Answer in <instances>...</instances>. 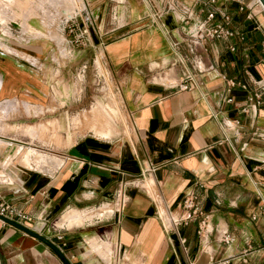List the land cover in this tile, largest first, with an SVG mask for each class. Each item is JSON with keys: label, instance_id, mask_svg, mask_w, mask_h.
Instances as JSON below:
<instances>
[{"label": "crops", "instance_id": "crops-1", "mask_svg": "<svg viewBox=\"0 0 264 264\" xmlns=\"http://www.w3.org/2000/svg\"><path fill=\"white\" fill-rule=\"evenodd\" d=\"M252 1L246 13L233 0H215L212 5L231 14L236 34L201 40L193 58L206 67L192 70L191 87L180 88L186 64L171 41H181L187 53L190 33L208 9L203 0H0V126L31 138V145L16 143L23 147L18 156L4 155L18 139L13 129L0 131V204L28 215L19 221L57 244L71 264H264V23L252 19ZM83 7L105 24L89 37L102 48L131 128L118 134L119 102L110 90L107 102L73 115L71 126L84 119L92 133L74 140L68 133L57 154L48 149L62 142L59 120L12 124L55 108L45 105L47 42L59 44L60 56L69 51L50 23ZM187 8L191 18H179ZM33 17L45 29L34 26ZM101 57H94L99 71ZM75 90L80 93L78 82ZM251 92L259 93V102L248 100ZM48 123L54 125L46 136ZM36 138L48 149L35 145ZM28 149L41 159L27 163ZM189 191L204 195L212 228L205 239L196 221L165 228L158 214L183 215L179 203ZM95 209L102 210L86 221L83 211ZM68 210L81 217L63 221ZM65 222L70 227L59 226ZM225 230L233 236L229 242L219 240ZM0 264L65 263L46 243L0 218Z\"/></svg>", "mask_w": 264, "mask_h": 264}, {"label": "rangeland", "instance_id": "rangeland-1", "mask_svg": "<svg viewBox=\"0 0 264 264\" xmlns=\"http://www.w3.org/2000/svg\"><path fill=\"white\" fill-rule=\"evenodd\" d=\"M233 1L238 4L236 7L238 10L246 13L250 11V8L246 7V4L249 0H241L240 2L237 0ZM163 2L162 6L164 4ZM252 2L253 7H251L254 8V11L256 12L252 19H255V23H264L262 9L259 7L258 2ZM114 4H116V0ZM240 5H243L242 9L239 8ZM85 14L86 9L85 7H83L80 10L77 9V11L69 18H65L62 15L61 17H58L55 21L50 23V26L53 30L63 35L64 40L62 42V45L66 47L69 51V55L65 57L60 56L58 51L59 44L55 40L47 42L49 46V53L45 59V70H47L46 73L48 86L46 88V91L48 101L45 103V105L55 108L53 110H45L43 113L32 117L31 122H16V124H12L23 126L27 124H38L40 122L46 123L49 120L50 122L52 121L54 123H57V120H59L61 127L58 129V133L62 138V142L55 143V141H53L48 149L45 147H41V144L37 141V138L33 141L35 145H40L39 147L48 149V151L57 154L60 152V149L62 147L66 146L65 139L67 138L68 133L72 135L73 140L76 139L77 136L82 135L84 133H92L91 131H88L86 129V120L84 119L80 125H77L75 127L71 126V124L73 123V115L76 113H78L79 115L83 114L84 109H88L95 101L99 100L104 103L107 102V99L110 97L109 95H107V93H109L110 90L115 95L113 96V99L116 100L117 98L119 102L120 111L116 120H114V122H116L117 127L120 129L118 134L121 135L124 133H128L131 128L130 117L122 102L121 95L118 89L116 88L115 81L108 70L107 62L105 61V56L102 51V48L100 46L94 47L89 37L90 34H94V31L98 32L99 28H103L105 24L99 25L98 21L96 22V20L91 19V16L89 17V21L85 18ZM30 22L34 26H38L45 29V27L42 26L41 21L36 17L31 18ZM84 24L88 25V32L87 35H85L86 38L84 36L81 37L79 31V28H81ZM132 26H136V24ZM15 28L18 30L16 32V35L20 34L21 26L15 25ZM20 35L23 36L22 34ZM99 52H102L101 71H99L94 61V57ZM53 55H56L58 57V62L53 58ZM79 74L82 75V79H78ZM76 82H78V85H80L81 87L79 94L75 90ZM61 100H63L64 102L60 104ZM20 114L23 115V113ZM52 125L54 124L48 123L47 129L45 131L46 136L52 132ZM11 129L14 130V132L12 133L13 138H17L18 140H16V142H13L14 147L11 150H6L4 155L12 153L16 147V143H19L24 146L31 145V138L26 136L23 137V134L19 133L16 128L13 127L7 129L6 125L2 127L0 126V131H2V133L8 132ZM8 141L12 140L8 139ZM31 150H33L36 154L40 155L39 151L35 149ZM29 162L30 161H27V163ZM15 163L17 162L15 161L13 164ZM107 208L108 207H106V209H102L110 210V208ZM102 209H95L93 211H83L87 215L82 214V216L86 221H91L93 220V218L97 217V215L95 216L94 214L100 212ZM69 211L71 210H68L65 213ZM91 214H93L94 216L90 217ZM69 225L71 224H69L68 222L59 224V226L63 227H70Z\"/></svg>", "mask_w": 264, "mask_h": 264}, {"label": "built area", "instance_id": "built-area-1", "mask_svg": "<svg viewBox=\"0 0 264 264\" xmlns=\"http://www.w3.org/2000/svg\"><path fill=\"white\" fill-rule=\"evenodd\" d=\"M205 5H208V9L206 11L205 17L196 25L195 29L190 33V40L187 43V53L181 51L180 44L181 41L172 40L171 45L175 51L177 59L186 64L185 69V77L181 80L179 84L180 88H190L191 82L190 80L193 79L192 70H200L206 67L204 61L201 58H197L196 60L193 58L194 54H197L198 45L201 43V40L204 38H229L235 36L236 32L235 29L230 25L231 14L226 10H221L216 6L212 5L215 0H203ZM240 9L243 8V5L239 6ZM166 9L174 10V7L171 6L169 3L166 5ZM184 14L179 17L184 20H188L193 15V9L187 8ZM218 16V17H217ZM90 16L85 14V18L90 21ZM159 25L162 28L163 32L166 36H170V29L164 25L162 21H159ZM80 36L85 37L88 32V25L84 24L81 28H79ZM86 38V37H85ZM262 44L264 46V38L262 40ZM231 49H234V45L230 46ZM189 53L192 55L190 56ZM207 66L212 67V63L207 64ZM235 81L233 79H229V84L233 85ZM243 87H247L246 82H241ZM256 99L259 102V93L258 92H251L248 96V100ZM227 100H231V97H227ZM146 170V169H144ZM147 170H151L147 168ZM180 207L183 210V215L180 216H173L171 212L160 211L158 214L162 221V224L165 228L170 226V223H179L181 221H196L197 224V234L201 239H205L208 236V233L211 231V227H209V212L204 208V195L200 192L196 191H189L186 192L183 198L180 200L179 203ZM0 213L4 214L8 217L14 218V216L18 217L17 221L20 218L30 219L28 215L25 213L15 209L14 207L10 206L6 203L0 204ZM20 222V221H19ZM233 239V236L227 230L223 231L220 235L219 240L224 242H229Z\"/></svg>", "mask_w": 264, "mask_h": 264}, {"label": "water", "instance_id": "water-1", "mask_svg": "<svg viewBox=\"0 0 264 264\" xmlns=\"http://www.w3.org/2000/svg\"><path fill=\"white\" fill-rule=\"evenodd\" d=\"M260 2H261L263 9H264V0H260ZM0 218L6 222H9V223L17 226L18 228L24 230L25 232H27L28 234L38 238L39 240L43 241L48 246H50L60 256V258L63 260V262L65 264H71V262L65 256V254L62 252V250L59 248V246L57 244H55L52 240H50L48 237L43 235L42 233H40V232L26 226L25 224H22L21 222L14 220L13 218L8 217L4 214L0 213Z\"/></svg>", "mask_w": 264, "mask_h": 264}, {"label": "bare ground", "instance_id": "bare-ground-1", "mask_svg": "<svg viewBox=\"0 0 264 264\" xmlns=\"http://www.w3.org/2000/svg\"><path fill=\"white\" fill-rule=\"evenodd\" d=\"M44 2V1H43ZM257 2L258 3H260V0H257ZM18 4V3H17ZM2 142V141H1ZM2 143H5V142H2ZM7 143V142H6ZM16 149L13 151L15 154H16V156H18L17 154H18V152H21V149L23 150V147H21L20 145H16V147H15ZM12 152V153H13ZM14 154V155H15ZM13 156V155H12ZM25 160H27V161H30L29 163H31V161L33 160V159H36V160H39V159H41V156L40 155H38V154H36L33 150H31V149H28L26 152H25ZM13 158V157H12ZM11 158V159H12ZM53 159V158H52ZM44 160H46V159H44ZM49 159H47V161H48ZM54 160V159H53ZM50 161H51V158H50ZM47 163V162H46ZM54 163V162H53ZM6 164H7V162H6ZM48 165V164H47ZM57 165V164H56ZM79 217H81L80 216V214L78 213V212H76V211H69V212H67V213H65V215L63 216V218H62V220L64 221V220H66V219H70V220H72V221H75V220H77ZM79 223H83V221L82 220H80V222Z\"/></svg>", "mask_w": 264, "mask_h": 264}]
</instances>
